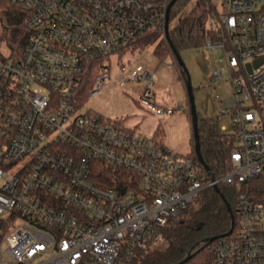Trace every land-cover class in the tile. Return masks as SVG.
<instances>
[{"label":"built area","instance_id":"2783aa9c","mask_svg":"<svg viewBox=\"0 0 264 264\" xmlns=\"http://www.w3.org/2000/svg\"><path fill=\"white\" fill-rule=\"evenodd\" d=\"M4 1L27 12L29 38L21 55L0 57V264H129L220 185L238 193L239 229L211 247L216 264H264V186L252 193L264 180V0H225L208 21L206 45L224 52L231 73L233 97L221 113L237 141L214 180L196 153L137 135L80 99L89 76L90 100L115 80L114 67L125 73L120 59L144 35H166L173 0ZM141 81L139 104L173 115L156 102L154 75L143 67L119 86ZM104 164L128 174L109 187Z\"/></svg>","mask_w":264,"mask_h":264},{"label":"trees","instance_id":"16d2710c","mask_svg":"<svg viewBox=\"0 0 264 264\" xmlns=\"http://www.w3.org/2000/svg\"><path fill=\"white\" fill-rule=\"evenodd\" d=\"M215 11V0H177L170 10L168 35L151 31L140 39L132 53L154 46L153 53L165 60L169 55L174 57L173 47L181 53L206 45L212 36L208 21ZM26 20L24 9L0 0V57L21 55L29 38ZM173 20L176 22L172 26ZM182 76L186 80L183 71ZM94 77L89 76L81 88L80 99L85 103L89 101ZM199 133L202 158L214 176L219 177L229 168L231 153L236 149L235 133L223 132L217 121L208 119L199 122ZM192 152L196 153L194 138ZM103 169L109 187L119 185L128 174L105 164ZM261 182L253 187L255 197L262 194L264 180ZM219 188L220 192L213 187L205 189L179 218L172 219L157 237L137 249L129 264H178L190 253L192 258L183 264H216L211 247L219 238L239 229L238 193L231 187ZM212 238L213 242H206Z\"/></svg>","mask_w":264,"mask_h":264},{"label":"rangeland","instance_id":"374dc122","mask_svg":"<svg viewBox=\"0 0 264 264\" xmlns=\"http://www.w3.org/2000/svg\"><path fill=\"white\" fill-rule=\"evenodd\" d=\"M224 1L215 0L220 12L224 10ZM175 22H171L172 26ZM153 48L148 47L122 57L120 61L126 67L125 73L121 72V68L114 67L112 76L116 77L115 80L99 96L87 102L86 110L110 121L118 120L132 128L137 135L159 140L174 152L190 153L193 132L185 78L176 58L169 55L161 60L153 53ZM180 56L191 77L199 122L204 119L217 121L220 127L225 126L232 132L233 120L221 113L225 109V102L233 97L234 92L224 52L218 50L213 53L207 45H203L183 50ZM117 60V57L113 58L115 66ZM139 66L154 75L151 89L155 93L156 102L175 108L173 115L157 116L139 104L146 85L144 81L127 82L123 87L119 86ZM215 72H222L224 80L212 81Z\"/></svg>","mask_w":264,"mask_h":264},{"label":"water","instance_id":"95a60500","mask_svg":"<svg viewBox=\"0 0 264 264\" xmlns=\"http://www.w3.org/2000/svg\"><path fill=\"white\" fill-rule=\"evenodd\" d=\"M176 2H177V0H173L169 6V9H168V17H167V24H166V35H168V32H169V13H170L171 8L175 5ZM172 51H173V55L176 58L180 68L182 69V71L186 75L185 85H186V90H187V95H188L189 111L191 114L192 132H193V138L195 141V152H196L198 159L204 165L206 171L208 172V174L210 175L212 180H214V174L212 173L209 166L204 162L202 155H201V151H200L201 144H200V133H199V119H198V115H197V111H196L195 97L193 94L191 77H190V74H189V72L185 66L183 59L180 56V53L174 47L172 48ZM259 63H261V60L257 61L255 64L258 65ZM214 188L216 189L217 192H220V188L218 186H215ZM227 205L230 208L228 203H227ZM214 240L215 239L212 238V239H208L206 242L207 243L213 242ZM191 258H192V254L190 253L182 262H180L178 264H183L185 262H188Z\"/></svg>","mask_w":264,"mask_h":264}]
</instances>
